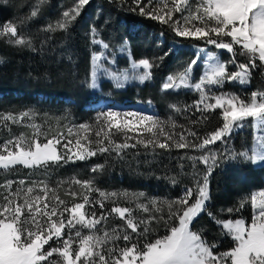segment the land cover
I'll use <instances>...</instances> for the list:
<instances>
[{"label":"snow or ice","instance_id":"snow-or-ice-1","mask_svg":"<svg viewBox=\"0 0 264 264\" xmlns=\"http://www.w3.org/2000/svg\"><path fill=\"white\" fill-rule=\"evenodd\" d=\"M88 3L89 0H77L75 6L64 11L61 20L55 26L49 25L46 31H66L80 15L81 8ZM132 3L134 7L129 11L167 25L175 36L203 40L232 54L228 63L235 65V71H229L228 65L219 56L210 53L206 59V70L198 82H191V72L199 57L193 59L183 72L168 76L161 86L162 91L195 89L200 97L192 107L205 120L207 116H203V113L220 109L221 125L201 138L194 131L176 133L175 121L165 122L141 112L122 113L110 108L100 112L97 117L95 139H90L88 135L68 139L62 132L49 138L41 131V126L32 124L34 131L31 138L19 136L0 144V169L17 165L47 169L61 162L85 161L98 154L115 153L122 159L125 149H135L137 145L153 152L160 149L166 153L173 148L204 150L217 141L226 143V138L233 130L242 127L249 119L252 122L250 127L264 132V90L251 91L246 99L213 92V88H222L226 81L246 85L254 69H264V0H132ZM38 10L36 7L29 17L19 22L9 21L0 26V38L35 51L31 38L18 29L36 17ZM90 32L93 44L109 48V44L96 38L94 27ZM240 56L245 58V62H238ZM101 57L107 60L104 53L92 54L93 77L96 76V68L101 66ZM132 67L143 69L136 74L140 83L152 79L154 62L144 58L138 63L133 61ZM124 79H128L127 75ZM122 86L118 79L117 87ZM91 87H96L95 79ZM173 108L177 112L181 111L174 105ZM36 115L29 110L18 116L8 114L0 119L7 128L8 122L18 124L25 118L31 121ZM134 121L143 127L136 129L138 137L135 142L129 143L133 137L128 133L134 130ZM166 126L168 131H165ZM78 127L85 133L92 130V126L87 123ZM180 127L183 129V125ZM68 132L71 135V128ZM145 132L149 135L142 138ZM41 136H44L43 141ZM116 136L122 137L123 142L117 143L113 139ZM189 136L192 137L191 141L187 139ZM73 144L75 151L70 147ZM58 145L64 149L63 153L58 150ZM188 159L192 161L193 168L197 162L203 164L204 174L195 173L193 186H186L179 198L170 201L151 199L148 203H140L143 193L131 197L127 192L109 193L94 188L92 180L73 178L57 184V188L65 183L80 186L78 191L71 188L66 191V195L71 198L69 203L46 180H32L28 187H25L26 181L23 179L5 181L0 184V189H3L0 192V264H264V191L250 197V205L254 210L250 223L242 218L215 219L211 212H207L225 235L233 239L234 246L227 251H218L215 243H209L191 227L193 220L207 210V203L211 199L209 177L214 169L231 161L253 164L264 162V134L255 136L251 154L249 151L228 154L209 151L206 155ZM103 169L104 165L97 164L91 168V172L97 173ZM170 180L173 184L177 182L174 177ZM13 184L17 185L15 190ZM93 192L98 193L99 200L90 198ZM77 197L82 202H75ZM121 199L135 202V208L120 206L118 201ZM105 201L114 206L107 212L101 211L98 216L96 209L103 210ZM248 202L247 199L241 200L237 208L230 207L225 211L229 214L238 212ZM86 205L90 211H85ZM136 210L151 215L138 218L133 215ZM111 215L118 217L121 225L104 230L102 235L97 234V225ZM153 221L164 227L166 232L159 238L149 240L147 237ZM73 229H76L74 233ZM83 229H88L90 234H82Z\"/></svg>","mask_w":264,"mask_h":264},{"label":"trees","instance_id":"trees-1","mask_svg":"<svg viewBox=\"0 0 264 264\" xmlns=\"http://www.w3.org/2000/svg\"><path fill=\"white\" fill-rule=\"evenodd\" d=\"M76 3L77 0H43V3L41 0H0V26L9 21L19 22L29 17L36 7L39 9L36 17L29 19L18 29L23 35L31 38L35 51L9 43L6 38H0V117L8 114L19 115L29 110L38 114L31 121L25 120V124L8 122L7 128L0 119V144L15 135L32 136L34 131L32 124L41 126L49 138L62 132L68 139L82 138L84 135L95 139V122L99 113L86 108L91 93L90 61L95 47L90 32L93 27L96 29V38L109 44V48L116 49L125 43L133 59L147 58L154 62L151 69L152 82L127 86L123 90H113L109 87L112 96L120 99L151 100L158 109L157 117L161 121H175L176 133L182 130L194 131L202 138L221 125L220 109L203 113V116H207L205 120L202 119V114L192 107L200 97L196 90H161V83L166 76H175L190 65L195 56L190 46H206L208 44L205 41L177 37L167 25L129 11L134 7L132 0H89L66 31H46L49 25L55 26L61 20L62 13L73 8ZM135 25L137 28L132 30ZM221 56L225 61L226 58L231 59L226 51H222ZM238 62H245V58L238 57ZM226 63L228 69L235 67L227 61ZM258 89L264 90V69L259 67L252 71L249 86L224 84L218 89L217 94L223 92L246 99L251 91ZM64 98L70 100L66 101ZM173 105L181 111L177 112ZM250 121L249 119L241 128L233 131L226 138V143L217 141L204 150L173 148L171 152L166 153L160 149L153 152L137 145L135 149H125L122 159L112 153L98 154L85 161L61 162L59 165H50L47 169L17 165L14 168L0 169V184L8 180L23 179L26 181L25 187H28L31 186L32 180H46L50 187L57 189V194L62 199L71 203L66 191L69 188L78 191L80 186L65 183L57 188V184L76 178L92 180L94 188L109 193L127 192L130 197L143 193L141 203H148L151 199L175 200L180 197L182 187L193 186L195 173L204 174L205 166L197 162L193 168L188 157L206 155L209 151L225 154L249 151L250 154L253 139ZM83 123L91 125L92 130L85 133L79 129L78 126ZM69 128L72 130L71 135L68 132ZM168 130L166 126L165 131ZM128 135L133 137L129 143L135 142L138 137V134L132 132ZM148 135L145 132L142 138ZM40 139L43 141L44 136ZM113 139L117 143L123 142L120 136ZM187 139L191 141L192 137L189 136ZM81 142L84 143L83 140ZM57 147L63 153L64 149L59 145ZM70 147L75 151L74 144ZM97 164L104 165L103 171L91 172V168ZM263 173L264 165L255 166L251 162L240 161L223 163L214 169L209 177L211 199L207 203L206 212H202L193 220L192 230L200 232L209 243H215L220 252L233 247V239L225 235L224 230L207 215V212H211L215 219L242 218L247 223L251 222L253 209L250 197L263 188ZM173 177L177 181L175 184L170 180ZM16 186L13 184V190ZM2 191L3 189H0V192ZM90 198L99 200V195L93 192ZM245 199L249 202L238 212L229 214L225 211L230 207L237 208L240 201ZM75 202L82 200L77 197ZM118 203L120 206L135 208V202L129 203L121 199ZM112 206L114 205L111 202L105 201L103 210L97 207V215L99 216L101 211L107 212ZM85 211H90L87 205ZM133 215L147 218L151 213L136 210ZM121 223L115 215L108 216L106 221L97 225L96 232L102 235L104 230H111ZM150 228L147 237L149 240L159 238L166 232L165 228L155 221ZM75 231L76 229L72 230L73 233ZM82 234L90 233L88 229H83Z\"/></svg>","mask_w":264,"mask_h":264},{"label":"rangeland","instance_id":"rangeland-1","mask_svg":"<svg viewBox=\"0 0 264 264\" xmlns=\"http://www.w3.org/2000/svg\"><path fill=\"white\" fill-rule=\"evenodd\" d=\"M190 2H193V0H190ZM176 15L179 16V13H177ZM136 28H137V26L135 25L132 27V30H135ZM160 37H162V36L160 35ZM125 45H127V44L124 43V44L118 46L116 49H114V48L104 49L102 45H96L95 44L93 53H96L97 55H100V53H104V56L107 57V60H105L104 57H101V60L99 61L101 66L99 68H96V76L93 77L92 72H93L94 65H93L92 56H91L90 73H89V85H90L91 93H90L89 99L87 101L86 108L93 109L97 113L107 111L108 109L111 108L114 110L121 111L122 113L128 112V111H136V112H141L145 115H152L154 117H157L158 116V109H157L156 105L151 100L148 99V100L142 101V100H137V99L130 100L128 98L120 99V98H116V97L112 96V94H111L112 92L109 91V87H111V89H113V90H123L127 86L143 85L145 83L152 82V79H151V80L146 81L144 83H140L138 81V79H136V74L143 71V69H134L132 67V62L135 61L138 63L139 60H135L131 57L128 46L125 48ZM190 48L195 53V56L193 59H196L197 57H199V59L197 60V63L192 66V72H191V82L192 83L198 82L199 78L202 76L203 72L206 70V59L210 53L216 54L225 63H226V61L227 62L230 61V59H227V58L225 61L221 56V52L222 51L227 52V50L217 49L215 46L210 45V44H208L206 46L195 45V46H190ZM228 57L231 58L232 54L228 53ZM235 70H236L235 67H233L232 69H229V71H235ZM125 75H127L128 79H124ZM167 77L168 76H166L163 79L161 86ZM93 79H95V82H96L95 88L91 87V83H92ZM118 79L120 82H122V84H123L122 87H117ZM108 84L110 86H108ZM224 84H238V85L244 87V86H249L250 82L246 85H241V84L236 83V82L226 81ZM181 89H193V88H181ZM218 89L219 88H213V92L217 94ZM41 97L45 98V96H41ZM64 100L69 101L70 99L64 98ZM16 116H18V115H16ZM25 120L29 121L27 118H25L24 121L21 122V124H25ZM251 123L252 122L250 121V124ZM142 127L143 126L136 125L135 121H134L133 122V129L134 130L132 131V133L138 134L136 129L142 128ZM251 128H252V134H253V139H252V144H251V148H252L255 136L264 134V132H259L254 127H251ZM237 129H239V128H235L233 131H235ZM41 131L43 132L42 128H41ZM32 135H33V133H32ZM19 136H22V134L15 135V136H13V138H16ZM24 137L31 138L32 136H31V134H29V135H25ZM250 154H251V151H250ZM253 165H255V166L264 165V162H258V163H255ZM262 178L264 180V173L262 175ZM185 187L181 188L180 196L183 194ZM259 191H264V186H263V188L256 191L255 193H257ZM253 214H254V210H253ZM248 223H250V222H248Z\"/></svg>","mask_w":264,"mask_h":264}]
</instances>
